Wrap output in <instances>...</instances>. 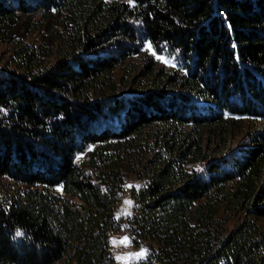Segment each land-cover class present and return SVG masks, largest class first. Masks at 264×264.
Instances as JSON below:
<instances>
[{
  "label": "trees",
  "instance_id": "obj_1",
  "mask_svg": "<svg viewBox=\"0 0 264 264\" xmlns=\"http://www.w3.org/2000/svg\"><path fill=\"white\" fill-rule=\"evenodd\" d=\"M34 11L52 43L0 57V264H117V232L134 264H264V0H0L2 37Z\"/></svg>",
  "mask_w": 264,
  "mask_h": 264
},
{
  "label": "rangeland",
  "instance_id": "obj_2",
  "mask_svg": "<svg viewBox=\"0 0 264 264\" xmlns=\"http://www.w3.org/2000/svg\"><path fill=\"white\" fill-rule=\"evenodd\" d=\"M39 11L29 12L24 15H18L7 21L8 27H4L7 30L6 35L0 34V57L7 49H9V41L7 36L13 37L16 40L27 42L30 45L36 46L38 44L50 45L52 43V36L50 30L52 29V23L48 18L39 21ZM10 27V28H9ZM6 53V52H5ZM141 58L139 55L127 57L120 66L116 69L115 75L117 78L126 77V79L133 80V85H141L144 77H133V73L140 68ZM124 80V79H123ZM257 127H262L263 121H256ZM9 180L5 177L0 179V189L3 185H9ZM137 181L133 176H128L125 179L124 191L117 202L114 213L116 215H125L131 211L132 201L128 194V186L130 184H136ZM7 187V186H6ZM131 202V203H127ZM110 247L113 256L115 257L117 264H134V262L142 258L146 252L145 246L140 244L139 246L133 247L127 235L123 232L113 233L110 236Z\"/></svg>",
  "mask_w": 264,
  "mask_h": 264
},
{
  "label": "snow or ice",
  "instance_id": "obj_3",
  "mask_svg": "<svg viewBox=\"0 0 264 264\" xmlns=\"http://www.w3.org/2000/svg\"><path fill=\"white\" fill-rule=\"evenodd\" d=\"M79 158V157H78ZM127 203H131V202H127ZM17 235H21V233L20 232H17Z\"/></svg>",
  "mask_w": 264,
  "mask_h": 264
}]
</instances>
